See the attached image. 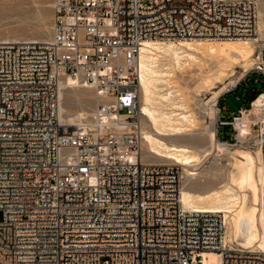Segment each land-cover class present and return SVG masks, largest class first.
Segmentation results:
<instances>
[{
	"label": "built area",
	"instance_id": "1",
	"mask_svg": "<svg viewBox=\"0 0 264 264\" xmlns=\"http://www.w3.org/2000/svg\"><path fill=\"white\" fill-rule=\"evenodd\" d=\"M53 9L50 40L0 42V264H264V201L261 242L227 241L224 212L184 205L182 164L142 155L144 41L253 37L255 1L54 0ZM67 77L98 97L77 123L59 118ZM262 94L229 119L219 95L215 123L218 138L230 126L224 142L244 136L264 161V118H251ZM214 251L219 263L206 255Z\"/></svg>",
	"mask_w": 264,
	"mask_h": 264
},
{
	"label": "bare ground",
	"instance_id": "2",
	"mask_svg": "<svg viewBox=\"0 0 264 264\" xmlns=\"http://www.w3.org/2000/svg\"><path fill=\"white\" fill-rule=\"evenodd\" d=\"M260 18L256 35L258 32L262 33L264 26V21L261 16ZM257 40L256 36L222 40L215 38H185L177 41L147 39L140 53L141 111L146 120L144 121V146L148 159L152 156L161 160H172L182 164L189 174H197L201 172L197 171L202 167L200 163L216 149L226 150V153L235 157L236 160L231 162L232 167L226 171L225 182L222 184L220 182L219 186L217 184L213 187H205L201 184L195 188V185L193 187L190 182L189 184L187 181L184 182L182 201L187 208L224 212L227 227L226 240L235 241L241 237L243 240L240 243L244 246L261 242V204L264 201V161L261 152L259 149L253 150L254 152L239 148L229 149L226 143L218 140L215 127L203 129L213 147L211 149L204 147L203 150L206 152L204 154L197 152L191 143L181 140L179 137L187 135L190 137L191 134H196L197 119L187 103L189 99L184 96L178 84L177 76L179 70L195 63L201 65L206 61L204 59L214 58L218 62V65L216 62L218 71L207 72L203 77L201 76L202 80L199 82L200 86H206L207 90H210L211 96L204 100L203 105L210 103L208 106L210 111H208L212 112L216 119L217 97L235 82H226L219 89L213 90L217 88L214 79L222 78L227 73V67L234 63L240 61L247 63L253 54L254 42ZM79 84L80 82L72 78L60 81L59 118L65 123H74L77 118L82 117V112H78L75 117H69L70 114L66 113L61 102L68 87ZM262 109H264V94L255 101L251 112L260 115ZM250 131L249 125L243 127V133ZM243 138L244 136L240 140H244ZM237 154L239 157L236 156ZM143 157L146 158L144 155ZM193 176L196 177V175ZM258 181L263 183L261 189ZM206 255L213 262L219 263L221 260L218 252H208Z\"/></svg>",
	"mask_w": 264,
	"mask_h": 264
},
{
	"label": "rangeland",
	"instance_id": "3",
	"mask_svg": "<svg viewBox=\"0 0 264 264\" xmlns=\"http://www.w3.org/2000/svg\"><path fill=\"white\" fill-rule=\"evenodd\" d=\"M253 1H255L257 5V11H258L257 24H258L261 19L260 16L264 21V0H253ZM53 3L54 0H0V42L21 41V40H36V41L50 40L51 26L54 18ZM255 36L258 37V40L254 42L253 45L254 51L249 61L247 63L245 61H240L228 66L227 73L224 76H222V78L216 77L214 79L215 80L214 84L215 86H217V88L213 90L219 89L221 86H223L226 82L229 81H234L236 84V87H234L235 84L229 86V87H234L233 90L222 92L219 96V100L223 99L227 93H231L237 90L241 83L247 82L249 79H253V77H256L257 79V77L260 75L261 77L260 79L264 81V73H259L256 71L257 67L259 66V62L261 61L260 55L262 52H264V26L262 33L260 34V32H258L257 35L255 34ZM212 59L209 60L204 59L206 61L204 62L203 60L201 62L202 63L204 62L205 64L203 63L201 65L199 63L191 64L185 69L179 70L177 76L178 84L182 92L184 93V96H186L187 99H189L187 103H189L188 105L189 107H191L190 109L194 111L196 119L197 120L199 119L198 122L196 120V125H195L196 134H191L190 137L189 135H187L179 138L181 140H185V142L191 143L193 145V148L201 154L206 153L205 150H203L204 147L210 149L213 148L209 140V137L207 133H205L206 131L204 132V130L207 129V127H212V128L215 127L214 129L217 130L215 118L212 115V112L211 113L209 112L210 108L208 106H210V103L203 105L204 100L206 101V99H208L211 96L210 90H207L206 86L199 85L200 84L199 82H201L204 74H206L207 72L218 71V67L216 66L217 61H215L214 58ZM212 68H214V70H212ZM262 68L264 70V64H262ZM201 73L203 75H201ZM69 79L70 78H66V80ZM79 85L68 87V90H66V93H64V98L61 101L65 107L66 113L70 114L69 117H75L78 112H82L81 115L83 113L85 114L98 102V97L93 87L89 85H85L82 82H80ZM263 91H264V87L262 89L256 90L254 94L257 93L258 95ZM59 104H60V98H59ZM231 116H232V112L225 109H221V117L223 119H229ZM256 116L264 117V110H262V113L260 115L254 114L251 118L255 119ZM79 120L80 118H77V120H75L74 123H77ZM144 121L146 122L145 118ZM206 124L207 126H205ZM231 129L232 128L230 126L220 125V127L218 128V132L221 136H219L220 138L217 137L218 140L220 142L226 143L224 142L225 140L224 138H226L229 132L232 131ZM251 131L252 133L254 132L253 129H251ZM240 139H242V137ZM243 139L244 140H238V141L236 139H233L226 144L228 148L231 150H236L237 148L244 150H251V151L258 150V147L254 143L252 142L250 143L246 141L245 138ZM225 151L226 150L219 151L216 149L213 154L208 155L200 163L202 167H200L197 171L198 172L201 171V172L195 174L196 177L189 175V173L186 170H184L186 177L185 182L187 181L188 184L190 182V185L192 184L193 187L195 185V188L197 185H201V184H203L205 187H213L214 185L216 186L218 184L217 186H219L222 183H224L226 180L225 177H226L227 169L231 168L232 163L236 160L235 157H232ZM147 154H148L147 150L144 146L142 155L148 158ZM229 156L231 157L229 158ZM236 156L239 157V154H237ZM150 159L153 160L155 159V161L158 162H175L166 159L161 160L159 158L152 156ZM182 167L184 168L183 165ZM205 182L206 183L208 182L209 186ZM258 182L261 189V186L263 187V183H261L260 181ZM1 218H2V211H0V219ZM241 240L243 239L239 237V239L235 240V242L241 244L240 243Z\"/></svg>",
	"mask_w": 264,
	"mask_h": 264
},
{
	"label": "water",
	"instance_id": "4",
	"mask_svg": "<svg viewBox=\"0 0 264 264\" xmlns=\"http://www.w3.org/2000/svg\"><path fill=\"white\" fill-rule=\"evenodd\" d=\"M249 86L247 87V91L251 90L252 88L262 89L264 87V82L262 80L257 79H249L248 80ZM238 95L235 94H228L223 99L222 102L227 106V110L230 112H237L239 111L245 102L248 100V97L243 95L244 94V86H242L239 91Z\"/></svg>",
	"mask_w": 264,
	"mask_h": 264
},
{
	"label": "flooded vegetation",
	"instance_id": "5",
	"mask_svg": "<svg viewBox=\"0 0 264 264\" xmlns=\"http://www.w3.org/2000/svg\"><path fill=\"white\" fill-rule=\"evenodd\" d=\"M250 76H251V75H250ZM260 78H261V77H260V75H259V76L257 77V80H258V81H259V80H262V79H260ZM248 79H249V77H248ZM253 79H256V77H253ZM263 82H264V81H263ZM242 86H244V94H243V95H245V96L248 97V100L246 101V102H248V101L251 99L252 95H254V93H255L256 90H258V89H257V88H252L251 90L247 91L246 89H247V87L249 86L248 81H247V82L241 83L240 86L238 87V89L235 90V91H233V92H231V93L239 96L238 91H239V89H240ZM231 93H227L226 95L231 94Z\"/></svg>",
	"mask_w": 264,
	"mask_h": 264
},
{
	"label": "trees",
	"instance_id": "6",
	"mask_svg": "<svg viewBox=\"0 0 264 264\" xmlns=\"http://www.w3.org/2000/svg\"><path fill=\"white\" fill-rule=\"evenodd\" d=\"M256 96H257V93L254 94V95H252V97H251L250 100H253ZM218 103H219V106H220L222 109L227 108V106H226L225 104H223L222 99L219 100ZM219 135H220V134H219ZM220 136H221V135H220ZM224 139H226V138H224Z\"/></svg>",
	"mask_w": 264,
	"mask_h": 264
},
{
	"label": "crops",
	"instance_id": "7",
	"mask_svg": "<svg viewBox=\"0 0 264 264\" xmlns=\"http://www.w3.org/2000/svg\"><path fill=\"white\" fill-rule=\"evenodd\" d=\"M225 110H227V108H224Z\"/></svg>",
	"mask_w": 264,
	"mask_h": 264
}]
</instances>
